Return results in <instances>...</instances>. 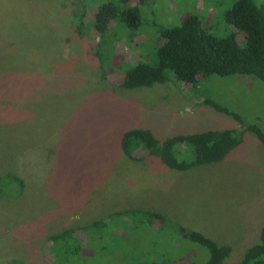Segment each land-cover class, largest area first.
I'll return each instance as SVG.
<instances>
[{
	"label": "rangeland",
	"instance_id": "374dc122",
	"mask_svg": "<svg viewBox=\"0 0 264 264\" xmlns=\"http://www.w3.org/2000/svg\"><path fill=\"white\" fill-rule=\"evenodd\" d=\"M237 1L0 0V264L208 263V250L168 223L110 217L130 210L199 231L231 247L223 264H241L264 228V83L210 75L192 86L170 73L163 84L120 88L139 62L158 64L161 31L191 16L217 38L236 32L244 47L226 21ZM134 5L141 26L107 20L100 61L96 13ZM136 128L244 136L223 161L180 172L126 157L121 139ZM67 230L74 235L57 239Z\"/></svg>",
	"mask_w": 264,
	"mask_h": 264
},
{
	"label": "trees",
	"instance_id": "16d2710c",
	"mask_svg": "<svg viewBox=\"0 0 264 264\" xmlns=\"http://www.w3.org/2000/svg\"><path fill=\"white\" fill-rule=\"evenodd\" d=\"M118 17L121 24L134 31L142 24L138 5L116 15L112 7H101L93 22L101 36L95 46L98 59L102 55L104 35L110 28L107 20L114 18V21ZM226 21L245 36L244 47L240 46L236 32L217 38L203 27L198 17L191 16L180 26L161 31V44L157 52L158 64L139 62L125 73L120 88L133 90L152 87L157 83L163 84L170 80V73L175 74L178 81L192 86H198L202 78L210 75L251 76L264 83V6L257 5L253 0H238L227 11ZM85 28L83 24L77 26L76 32L81 38ZM238 132L237 129L207 130L160 137L152 130L136 128L123 134L121 147L126 157L133 161H152L161 170L166 168L183 172L223 161L241 144L244 132ZM141 150L147 152L146 156L135 157V153ZM13 180L23 188L20 179L13 177ZM122 215L138 221L147 220L153 226L163 227L168 223L174 229L173 234L208 250L210 259L207 264H223L232 253L231 247L220 246L199 231L181 225H171L170 220L159 213L130 210L115 213L110 217ZM102 222L93 223L86 228L99 227ZM260 233L259 242L247 249L241 264H264V228ZM66 235H74L73 230L65 231L57 236V239Z\"/></svg>",
	"mask_w": 264,
	"mask_h": 264
}]
</instances>
